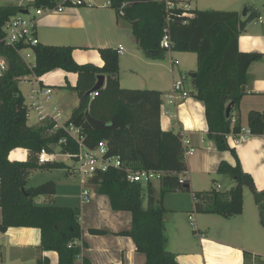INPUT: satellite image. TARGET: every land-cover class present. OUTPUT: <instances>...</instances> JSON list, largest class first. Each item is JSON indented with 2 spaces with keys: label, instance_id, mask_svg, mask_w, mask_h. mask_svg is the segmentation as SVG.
<instances>
[{
  "label": "trees",
  "instance_id": "16d2710c",
  "mask_svg": "<svg viewBox=\"0 0 264 264\" xmlns=\"http://www.w3.org/2000/svg\"><path fill=\"white\" fill-rule=\"evenodd\" d=\"M57 4L58 0H33L31 5L38 8L55 7ZM111 7L117 16L122 15L128 20L140 50L147 56H161L164 48L160 43L168 13L158 0H111ZM24 9L27 6L0 5V39L4 23ZM193 13L186 24L181 22V13L170 14L168 29L172 50L196 54L193 95L204 103L207 137L217 150L225 151L229 149L226 135L238 133L241 129L239 100L244 93L248 67L261 55L238 48L237 11L194 8ZM33 50V74L41 76L52 69H62L77 75L76 84L67 85L79 99L69 121L82 129L87 146L93 147L104 140L106 155L118 156L124 167L164 171L158 182L157 199L153 195L152 184L127 181L123 169L110 167L97 171L88 178V182L96 185L98 194L107 196L113 210L130 212V229L119 233L132 238L136 250L145 256L144 264H179L174 254L165 249L162 200L168 192L190 191V188L188 181L179 183V176L187 170L180 135L160 126L161 93L154 89L122 88L118 80L119 55L111 47L97 48L101 65L76 62L73 47L69 45L40 43ZM0 53L9 64L0 79V231L5 232L9 227H36L40 231L42 250L56 251L58 264H77L81 244L73 241L81 238L79 209L48 203L56 191L52 180L32 187L26 183L30 170L65 167L62 161L38 165L36 153L41 149L71 152L76 148L70 138L67 145L58 144L64 132L48 133L51 123L27 125L24 97L17 81L32 72L12 48L0 46ZM98 75L104 76L103 85L89 99L88 92L92 91ZM230 103V116L226 117L225 109ZM247 127L252 134L262 133L264 111H250ZM14 147L29 150L27 161L10 162L5 158ZM230 151L235 163L221 160L216 172L230 176L234 185L227 191L212 186L208 190L193 192L195 212L216 213L224 217L241 213L244 186L251 190L258 204L262 199L252 176L241 167L235 151ZM144 195L147 200L145 208L142 204ZM39 197L48 202H35ZM38 264L48 263L39 259ZM80 264L91 262L83 257Z\"/></svg>",
  "mask_w": 264,
  "mask_h": 264
},
{
  "label": "crops",
  "instance_id": "0c3cea01",
  "mask_svg": "<svg viewBox=\"0 0 264 264\" xmlns=\"http://www.w3.org/2000/svg\"><path fill=\"white\" fill-rule=\"evenodd\" d=\"M32 1L33 0H0V5L9 3L24 8L27 6L29 2ZM195 1L197 3V0ZM85 9L86 8L65 7L62 12H49V13L44 12L43 14L37 17V23H36L37 37H38V27L40 26H51L54 28H60L62 29L61 35L66 39L68 38L74 39L79 37L78 35H80V33L82 32L84 33V31L87 30V27L90 24V21L86 20V15H92V17L95 18L93 14L86 11ZM195 9L198 8L195 7ZM244 9H246L247 13H251V12L256 13V17L264 15V7L261 8L256 7L254 3H251V7H247ZM199 10H203V9H199ZM233 11L238 12L239 19L245 18L242 16V12H240L239 10L235 9ZM115 16H116L115 19L117 21L118 16L116 15V13ZM256 17L253 20L254 21L253 24H252L253 21H251L242 29V31H239L240 34L238 36V48L241 51L257 52L258 54L261 55L259 59L253 61L248 67L247 70L248 78L244 86V94L240 102V108L241 109L244 108V110L262 112L264 111V100L263 99L256 100L255 97H262V98L264 97V94L263 96L261 95L259 96V94L264 93V23L258 22V20H256ZM129 27H130V23H129ZM84 34L86 35V32ZM132 37L136 45L134 36L132 35ZM68 42L71 43L73 41H68ZM69 43H59L54 45L72 46L73 58L79 63H84L82 62L84 58L82 57V54L79 51V46L74 44L70 45ZM119 44L122 46L123 49H122V53L118 55L119 56L124 55L126 51H125V47L121 43H118L115 46V48L112 46H98L96 47V49L99 47H111L116 50ZM161 56L163 55L161 54ZM90 59L93 60V64L95 65L102 64V59L100 55L91 56ZM173 60L174 59L172 58L171 65L173 64ZM119 67H120V63H119ZM192 70L193 72H195L196 68ZM170 72H171L170 74L171 81L170 80L168 81L167 86L161 87L159 85H153L156 87L141 88V89L158 90L161 93V101L165 102L166 94L171 90L172 83L175 80V74L173 73V70ZM177 72L176 73L179 76H182L180 68H177ZM37 77H38V84L42 86H47L42 81L43 75ZM121 79L122 77L121 74L119 73V68H118V80L120 86H121ZM76 80H77V75L75 74L74 84H76ZM155 81L160 82L162 84L161 77H158L157 79H155ZM192 83L194 85L193 81ZM67 85L66 88L71 93L75 94L76 97V105L74 106L75 108L79 102L77 93L71 90L70 88H68ZM245 94L249 95L246 97V99H244ZM27 95L23 96L26 101H27ZM54 96L55 93L52 89L51 101L54 104L58 105V107L61 109L62 108L61 106H63V100H55ZM164 106L168 109V113L164 115L160 114L161 128L163 130L173 131L174 133H177L179 135L181 133L183 137L189 140L192 146L202 150L201 168L204 170L206 168L205 166L207 160H210L209 155L213 154L214 151L213 146H209L208 148H204V146L202 147V145H204L206 142L205 137H207V123L205 118L204 103L190 93V95L177 106H173L166 103ZM70 115L66 118H69ZM28 121H30V119H28ZM28 121H26V123L27 125L30 126L31 124H29ZM251 135L264 138V135L262 134L245 135V138H248V136ZM240 141L236 144H241ZM222 152L224 151L217 150V154H216L217 158L215 159V163H211L210 161L211 169L215 170V172L218 163L221 160H224ZM186 158H185V162H186ZM203 159L205 160L203 161ZM186 167L188 170L187 181H188V186L190 188L189 175L191 172L187 166V162H186ZM244 170L252 176V174L248 170L246 169ZM153 183H152L153 195L157 199L156 196L159 192V184L158 182L156 183L158 185V192H157ZM55 188H56V184H55ZM256 190L259 194H261V197L263 198L264 190L262 191V189H258V188ZM93 191H94L93 195L91 192V199L89 202L84 204L79 202L77 206V208L79 209L78 221L82 232H81V238L77 241V243L81 244V252L76 259V263L80 264L82 258L85 257L91 262V264H144L145 256L136 250L132 238L128 235H122L119 233L121 231H127L130 229L131 227L130 212L124 210H119V211L113 210L110 206L107 196L97 193L96 185H93ZM199 191H204V190H199ZM193 192L195 191L191 190L190 192V199H191L190 202L188 200L187 201H184L183 199L181 200L180 198V200H177V202H175V207L170 208L171 211L173 213H176L177 211L181 213H185V212L187 213L190 209L194 211ZM168 193L179 194L185 192L175 191ZM55 195H56V191H55ZM55 195L53 196L51 202H48V200H46L43 197H39L36 200L38 201L39 204L47 203V202L54 204ZM79 199H80V194H79ZM166 200L167 199L163 197L162 204L163 201L165 203ZM197 214H198V218L195 219L194 224L191 223L192 219H189V216L191 215L190 214L187 215L191 225L190 228L189 227L187 228L188 229L187 232H185V230L173 218L170 221L169 227H167L164 224V226L166 227L164 228L165 237H166L165 249L174 254L175 259L179 264H264V262H262L259 258L261 254H264V223L260 216L259 204L255 201V199H254V205L252 207L246 209L245 204L243 203L242 212L230 217H224L216 213H197ZM202 214H209V215L215 214L225 218V222L220 223L223 224L222 225L223 229L228 228L232 233L240 232L242 234V236H240L238 243H232L229 240V237L226 235H224L223 237L222 227H217L216 225H213L212 220L214 218L210 216V218H208L210 219V223H206L207 218L204 217ZM170 215H174V214H170ZM220 228L222 230H219ZM168 229L171 230V233L173 234L172 236L176 237V239L173 242L170 239V235L169 236L166 235ZM93 230H101V232L95 233ZM9 231L11 233L14 230H12V227H9L5 232H9ZM190 231H192L193 238L196 241L195 244L191 243V241H188ZM5 232L0 231V238H3L2 233ZM15 233L18 236L16 238V240H18L16 243H4L0 241V264H38L39 259L42 261L47 260L48 264H58V254L56 251L53 250L45 251L40 248L41 235L38 228L20 227L18 230H16Z\"/></svg>",
  "mask_w": 264,
  "mask_h": 264
},
{
  "label": "rangeland",
  "instance_id": "374dc122",
  "mask_svg": "<svg viewBox=\"0 0 264 264\" xmlns=\"http://www.w3.org/2000/svg\"><path fill=\"white\" fill-rule=\"evenodd\" d=\"M251 3H254L256 7H264V0H194L193 7H197L198 9L203 10H239L243 11L244 8L251 7ZM32 2L27 4V10L30 14L34 13L35 8L31 5ZM79 8H86L85 10L90 12L95 16L86 15V20L90 21V24L87 27L86 35L82 32L77 38H64L61 35L62 29L54 28L51 26H40L38 27V40L41 44H59V43H69L68 41H73L69 43L70 45L79 46V51L82 54L84 63H92L93 60L90 59L91 56H99L97 53L96 47L98 46H115L118 43H121L125 47V54L118 56V68L119 73L121 74V87L129 88V89H141V88H150L156 87L153 85H159L161 87H165L168 85V81L170 79V74L173 70L175 74V80L181 79L184 83V87L191 93H194L195 87L192 83V78L190 77L192 69L196 68V54L193 52H184V51H175V50H167L164 49L162 52L163 56L151 57L147 56L142 50L137 49L133 37L131 34V30L129 27V23L125 17L122 15L118 16L116 21L114 9L111 6H98V7H83V6H74ZM44 13V12H43ZM40 16V15H39ZM94 18V19H93ZM254 21L252 22V24ZM253 26V25H251ZM78 43V44H75ZM175 59L176 62L171 65V59ZM33 59H31L32 61ZM76 61V60H75ZM77 62V61H76ZM79 63V62H78ZM120 63V67H119ZM177 68L181 69V75L179 76L177 73ZM177 72V73H176ZM177 74V76H176ZM42 76V75H41ZM158 77L162 78V84L160 82L155 81ZM27 80H31L27 82ZM42 81L45 85L49 86L53 89L55 93V100H63V106H61V110L63 112L64 118L68 117L73 111L74 106L76 105V97L74 93H71L66 85L75 84V73L74 72H66L62 69H52L43 74ZM18 88L21 91L23 96H26L29 92V89L32 86L36 85V82L33 80L32 76H28L27 79L19 78L18 79ZM246 84V83H245ZM245 86V85H244ZM28 91V92H27ZM246 92V89H245ZM244 94V93H243ZM264 93L259 94V96H263ZM249 95L244 96V99ZM243 95L239 100V120L241 127H247V115L250 110H244V108H240V102ZM255 99H263L264 97H255ZM243 110V111H242ZM247 112V113H244ZM35 116L31 113L29 124L35 123ZM234 135L228 134L226 137V142L228 145L227 150L222 152L223 159L230 164L235 163V158L231 153V149H233L238 157L239 163L243 169L248 170L254 179L256 189L264 190V138L258 136H245L240 137L241 144L234 143L233 140ZM206 138V142L202 147L208 148L209 146H213V154L209 155L210 160H207L206 168L203 170L201 168L202 165V150L195 148V152L187 156L186 162L187 166L190 169L189 175V185L190 189L193 191L199 190H207L210 189L211 186H215V184H219L218 188L221 191H227L231 186L234 185V180L228 176L215 172V170L211 169V163H215L217 149L212 140L208 137ZM241 146V147H238ZM206 159V158H205ZM203 159V161L205 160ZM57 160L63 161L66 167L63 168H50V169H33L28 172L26 177V183L28 187L36 186L42 182L52 180L56 184V195L54 199V205L58 206H71L77 207L80 199L79 194L81 190L82 183H86L87 187L90 188L93 195V185L86 181V178L81 177L79 174L68 173V165L73 164V161L66 156H59ZM155 181L153 184L155 189L158 192V185ZM146 185H144L145 189ZM190 191H183L185 193L173 194L168 193L164 197L167 199L164 203L163 201V223L169 227L170 221L173 219L187 232V228H190V221L187 217L188 214L192 216L191 223L194 224L195 219L198 218V214L195 213L192 209H190L187 213H181L177 211L173 213L171 211V207H175V202L177 200L183 199L184 201H191L190 199ZM156 192V193H157ZM146 195V194H145ZM143 198V207H147L146 196ZM157 194V198H158ZM35 202L38 203L36 200ZM53 203V202H52ZM243 203L245 204V208L248 209L254 205V197L251 190L247 187H243ZM174 214V215H170ZM207 218L206 223H210V216L213 217V225L217 227H222L225 222V218L219 215H209L202 214ZM171 216V217H168ZM173 216V217H172ZM1 218V213H0ZM20 227H12V231L2 233L3 238H0L1 242L4 243H16L18 237L16 235V230ZM164 228H166L164 226ZM221 228L219 230H222ZM232 232L227 228L222 230V235L229 237V240L232 243H238L240 236L242 234L240 232ZM165 235V231H164ZM166 235H170V239L172 242L176 239L173 237L171 230H167ZM16 236V237H15ZM188 241L195 244L196 241L193 238L192 231H190V235L188 237Z\"/></svg>",
  "mask_w": 264,
  "mask_h": 264
},
{
  "label": "built area",
  "instance_id": "2783aa9c",
  "mask_svg": "<svg viewBox=\"0 0 264 264\" xmlns=\"http://www.w3.org/2000/svg\"><path fill=\"white\" fill-rule=\"evenodd\" d=\"M163 9L168 13L165 19L166 26L161 39V47L167 50H172V44L169 35L168 24L171 20L170 14L172 12H179L183 15L181 22L186 24L188 20L193 17L194 0H158ZM111 6V0H58V4L55 7H38L35 8L34 13L30 14H17L9 18L8 21L2 26V38L0 39V46L12 48L15 50L23 64L30 69L33 80L36 82L35 86H32L27 95V101L24 99V105L26 109V121L30 119L31 113L35 116V123L30 126H42L51 123L48 133L62 130V135L58 144L67 145L69 138L74 143L75 151L62 152L59 149L54 151H47L41 149L36 153V159L38 165H43L47 162L58 161L57 157L66 156L73 161V164L68 165V172L79 174L81 177L88 178L93 176L97 171H105L110 167L123 169L125 172V178L129 182H137L142 184H152L153 182H159L162 178L164 171L153 169H140L134 170L128 166L124 167L122 161L118 156H107V145L104 140L98 141L93 147L87 146L84 142V135L82 129L79 126L74 125L69 118H64L63 112L51 101L52 88L49 86H42L38 84L37 75L33 74V68L35 67V52L33 47L40 44L36 35V23L37 17L43 12H62L65 7L83 6V7H98V6ZM256 20L260 23H264V15L257 16ZM122 46L119 44L116 49L118 54L122 53ZM31 59H33L31 61ZM176 60H173L175 63ZM9 64L6 58L0 53V79L3 77L5 71L8 69ZM28 76L20 77L27 79ZM32 84L31 80H27ZM97 94V90L88 92V98L91 99ZM190 95L189 91L184 87L181 79L174 80L171 90L166 94L165 102L160 103L159 112L161 115L167 114L168 109L164 106L170 104L177 106L184 99ZM1 91H0V106H1ZM233 134L234 143L240 141V137L252 134L249 128L241 127L238 133ZM264 135V127L262 133ZM228 134L226 135V137ZM182 153L184 158L192 155L195 152V147L192 146L189 140L183 137L180 133ZM29 157V150L24 147H14L6 154L5 158L10 162H25ZM188 170H185L179 176V183L184 184L187 182ZM2 177L0 175V185ZM216 188H219V184H215ZM91 199V191L87 187L86 183H82L80 190V202L82 204L89 202ZM260 216L264 223V197L259 202ZM192 219V216H189ZM77 243V241H73ZM260 260L264 262V254L259 256Z\"/></svg>",
  "mask_w": 264,
  "mask_h": 264
},
{
  "label": "water",
  "instance_id": "95a60500",
  "mask_svg": "<svg viewBox=\"0 0 264 264\" xmlns=\"http://www.w3.org/2000/svg\"><path fill=\"white\" fill-rule=\"evenodd\" d=\"M27 12H28V10H20V13H23V14H26ZM242 16L245 17V18L244 19H239V22H238V24H239V31H242V29L249 22H251V21H253L255 19L256 13H254V12L247 13L246 9H243ZM189 75H190V77L194 78L196 76V73L195 72H192ZM103 80H104L103 75H98L97 81H96L95 85L93 86L92 91L97 90L98 88H100L103 85ZM231 105H232V103H230V104H228L226 106V109H225V115H226V117H229L230 116Z\"/></svg>",
  "mask_w": 264,
  "mask_h": 264
}]
</instances>
